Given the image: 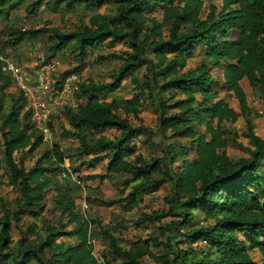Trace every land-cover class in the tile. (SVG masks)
I'll return each mask as SVG.
<instances>
[{"label": "trees", "instance_id": "16d2710c", "mask_svg": "<svg viewBox=\"0 0 264 264\" xmlns=\"http://www.w3.org/2000/svg\"><path fill=\"white\" fill-rule=\"evenodd\" d=\"M23 1L0 0V13ZM208 1L33 0L26 9L29 14L42 7L53 13L79 6L95 9L106 2L116 4V13L109 16L96 11L88 25L74 31L49 26L11 29L15 44L52 32L47 46L49 59L57 58L74 42L71 51L80 63L72 70H60L63 76L79 73L89 49L117 43L128 47L124 53L100 56L122 62L112 82L82 79L76 97L86 102L65 107L48 121L54 133V122L65 114L70 128L62 127L78 142L77 155H106L108 173L127 175L124 189H131L127 211L138 205V189L170 184L164 198L167 209L152 215L143 212L153 222L171 218L168 225L159 226V235L138 239L126 248L118 235L125 227L122 222L101 226L100 234L115 258H123L127 264H141L145 256L158 264H264V137L255 133L249 121L253 148L249 156L235 161L228 155L230 143L223 128L225 122H237L240 114L252 115L244 80L259 87L264 101V0H220L221 8ZM160 13L162 21L157 16ZM198 48L203 50L205 61L186 70ZM2 67L0 59V264H109L103 256L94 255L92 229L96 220L83 216L72 195L58 183L57 179L67 178L70 172L63 167L67 156L57 143L51 149L42 148L49 140L31 122L23 94ZM214 67L221 78L211 74ZM143 68L146 72L141 79L137 73ZM126 77L131 78L136 92L129 98L106 99ZM12 86L18 92L8 94ZM222 86L228 91L224 96ZM231 97L238 100L241 112L231 106ZM145 101L158 113L164 137L188 140L185 146L166 145L163 150L167 154L152 162L132 141L148 130L141 122ZM132 118L140 124L134 126ZM106 129L117 134L93 136L95 130ZM189 148L194 149L193 157L188 156ZM39 150L42 156L36 158ZM181 153L186 157L180 162L176 158ZM27 159H35L30 168L25 164ZM5 183L20 191L21 203L16 210L5 203L1 192ZM52 189L66 218L60 227L74 224L73 230L39 224ZM200 216L203 220H197ZM26 218L32 221L23 226ZM15 223L21 233L17 240L12 235ZM66 234L76 237L77 242L61 241ZM176 237L185 238L195 248H177L173 257L153 251L162 246L174 248ZM255 250L261 254L260 263L251 254Z\"/></svg>", "mask_w": 264, "mask_h": 264}, {"label": "rangeland", "instance_id": "374dc122", "mask_svg": "<svg viewBox=\"0 0 264 264\" xmlns=\"http://www.w3.org/2000/svg\"><path fill=\"white\" fill-rule=\"evenodd\" d=\"M33 0H24L20 5L13 9H6L0 13V56L5 58H12L20 62L21 64H27L33 60H37L41 55H44L46 59H49V49L47 46L50 44L52 32H47L38 35L34 38L25 39L18 44L13 43L14 38L11 35V29L25 30L36 29L44 26L55 27L63 32L74 31L79 28H83L90 22V17L96 11L99 13L114 16L116 13V4L113 2H106L100 8H87L79 6L72 11L63 10L59 13H53L48 9L41 8L36 14L27 13L26 9ZM213 3L221 8L220 0H209L208 3ZM220 11V9H218ZM159 20L162 21V13L157 14ZM71 42L67 45L66 51L58 53L57 59L61 63V72L65 70H72L80 63L75 58V52L71 51ZM128 50V47L123 43H117L113 47L99 46L92 50L89 49L86 56V63L84 67L79 71L81 79L86 80L91 78L97 82L108 83L112 82L115 78V74L122 65L120 60L112 59H100V56L107 55L110 52L124 53ZM205 61L203 50L198 48L195 53V57L189 60L186 70L195 69ZM211 65V64H210ZM137 73L141 79L143 73ZM211 74L215 78H221V72L216 67L212 68ZM249 105L252 108V115H241L239 120L235 123L225 122L223 128L227 132L229 139L228 155L233 160H239L242 157L249 156V149L253 148L250 138L248 136V122L251 121L254 125V131L259 136L264 137V101L259 87H252L247 80L242 82ZM8 94H14L18 92L15 86L8 89ZM136 92L135 85L131 81L130 77H126L122 80L120 88L106 95L108 100L124 99L131 97ZM228 91L224 86L221 88V96H224ZM86 100H78V104L85 103ZM229 102L233 108L238 112L240 111L238 100L235 97L229 98ZM158 113L152 107L149 101H145L143 105V111L141 113L142 125L148 130L140 134L136 138H132L133 142L138 143L140 151L152 162L156 158H162L167 153L163 150L166 145L174 143L175 146H185L188 144V140L180 137H164L159 130V118ZM134 126L140 124V121L132 118ZM55 131L52 134L51 140L44 143V149H51L57 143L62 148L66 159L65 167L70 169L67 178L57 179L61 187L65 188L73 197L77 204V210L88 219H95L96 222L93 225V235L95 236V250L94 255L98 258L102 256L109 261V264H127L123 258H115L114 254L108 247L107 242L100 234L101 226H110L118 222L124 224V228H121L120 235L122 237V244L128 248L133 242L138 239H145L149 236L159 235V226L165 227L171 221V218L166 217L160 221L153 222L145 218L143 215L147 213L152 215L156 210L167 209L165 202V196L170 191V184L164 183L162 187L151 190L138 189L135 194V199L138 201V205L132 210L127 211L125 206L128 200V194L131 189L125 188L126 176L121 174H110L107 172L108 158L106 155H77L80 151L78 142L72 138L71 135L64 132L62 125H65V129H69L70 126L67 123L65 114L54 122ZM117 134L115 130H95L93 136L106 135L113 137ZM168 136L171 133L167 134ZM154 145H152V144ZM195 154L194 149L189 148L188 156L193 157ZM20 154L16 155L19 158ZM42 152L37 151L36 158H41ZM101 156V157H100ZM186 157L185 154H178L177 160L182 161ZM35 158V159H36ZM35 159H27L25 164L30 168ZM92 163H89L91 162ZM178 164V163H176ZM264 164V163H263ZM70 174V175H69ZM157 176V174H154ZM6 182V179H5ZM2 195L5 199L6 205L10 210H16L21 203V194L17 188L8 186L6 183L2 187ZM59 196L57 192L52 189L48 192L46 197V211L39 224L58 226L66 222V218L62 216V213L57 205ZM87 205V207H86ZM44 218V219H43ZM23 226H27L31 223L30 218L24 219ZM45 220V221H44ZM197 220H203V216H200ZM14 224L12 228V235L15 240L19 238L20 230L19 226ZM74 224H67V228H61L60 230L70 231L73 230ZM19 231V232H18ZM171 233L168 232L167 236ZM240 235H245L240 234ZM165 239V238H162ZM65 243H75L77 238L72 235H64L63 239ZM174 248H166L164 246L159 248H153V251L159 255L174 256L177 248H195V245L186 242L185 238L176 237L173 239ZM207 244H203V248H206ZM207 249V248H206ZM200 250L201 247H200ZM254 260L261 262V254L258 250L251 252ZM141 264H158L152 258L145 256L141 259Z\"/></svg>", "mask_w": 264, "mask_h": 264}, {"label": "built area", "instance_id": "2783aa9c", "mask_svg": "<svg viewBox=\"0 0 264 264\" xmlns=\"http://www.w3.org/2000/svg\"><path fill=\"white\" fill-rule=\"evenodd\" d=\"M0 59L3 71L12 77L23 94L31 122L43 131L45 140H51L53 132L48 126L49 119L78 102L76 92L82 82L79 73L61 75L60 61L57 58L48 60L44 55L27 64L3 56Z\"/></svg>", "mask_w": 264, "mask_h": 264}]
</instances>
